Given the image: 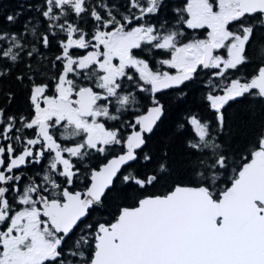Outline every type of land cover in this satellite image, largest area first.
<instances>
[{"label":"snow or ice","instance_id":"snow-or-ice-1","mask_svg":"<svg viewBox=\"0 0 264 264\" xmlns=\"http://www.w3.org/2000/svg\"><path fill=\"white\" fill-rule=\"evenodd\" d=\"M26 8L38 15L20 31L0 27V81L27 104L12 111L15 93L0 91V264H264V124L236 148L227 116L233 103L264 108V0ZM201 74L211 116L176 125L188 178L153 191L172 173L166 149L146 150L161 99Z\"/></svg>","mask_w":264,"mask_h":264},{"label":"trees","instance_id":"trees-1","mask_svg":"<svg viewBox=\"0 0 264 264\" xmlns=\"http://www.w3.org/2000/svg\"><path fill=\"white\" fill-rule=\"evenodd\" d=\"M39 0H0V27H9L12 31H20L25 20L28 17H35L38 14L35 10L29 11L26 8L28 3H38ZM24 5L23 15L15 25H8L4 20L5 14H13L21 10ZM48 57H53L58 54V48L55 43L50 50H44ZM24 66L14 68L15 73L24 71ZM247 73L254 71V65L247 66L244 69ZM236 74L232 76L235 77ZM11 90L15 93V100L11 105L12 111H21L26 109V93L22 90L18 83L12 79L0 81V91ZM207 80H199L196 83H190L186 89L187 95L178 99L176 95L166 100V113L162 117V122L159 123L149 140L147 151H150L156 160L161 155V150L166 149L169 153V162L171 165V176L162 181L161 185L153 191H162L165 187L177 180H187L190 172L188 166L187 152L184 147L185 137L180 135L177 130V123L187 115L189 111H196L205 116H211L210 110L207 108V101L204 100V95L207 92ZM4 102L0 96V104ZM229 126L233 133L231 144L233 147L242 148L247 139H250L254 131L264 124V108L256 107L255 112H249L246 104L233 103L227 112ZM155 162V161H154ZM140 167V165H137ZM138 193L129 192L128 196L134 197ZM130 202V201H126ZM114 211V208L100 209L96 214V219L110 218L109 212Z\"/></svg>","mask_w":264,"mask_h":264},{"label":"flooded vegetation","instance_id":"flooded-vegetation-1","mask_svg":"<svg viewBox=\"0 0 264 264\" xmlns=\"http://www.w3.org/2000/svg\"><path fill=\"white\" fill-rule=\"evenodd\" d=\"M170 2L172 3V6L174 7L176 5V0H170ZM165 16L169 15V12H165L164 14ZM190 32V30H188ZM235 78V77H234ZM209 77L201 74V76L199 77V80H207L208 81ZM187 88H185V92ZM146 95V94H145ZM175 94L173 92H171V90L165 94L162 99L161 102L164 103L166 105V100L169 99L170 97L174 96ZM150 106V102L149 101H142L141 105L139 106V112L137 114H142L146 111L147 107ZM125 119H131L130 116H127V114L124 117ZM109 123H114V122H109ZM126 132H131V129H126Z\"/></svg>","mask_w":264,"mask_h":264}]
</instances>
